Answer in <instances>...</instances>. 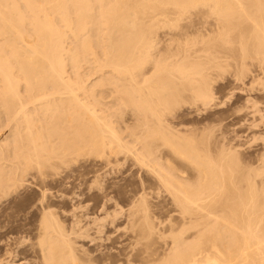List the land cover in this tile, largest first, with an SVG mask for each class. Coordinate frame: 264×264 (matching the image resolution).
Returning a JSON list of instances; mask_svg holds the SVG:
<instances>
[{"label":"bare ground","instance_id":"obj_1","mask_svg":"<svg viewBox=\"0 0 264 264\" xmlns=\"http://www.w3.org/2000/svg\"><path fill=\"white\" fill-rule=\"evenodd\" d=\"M159 35H162V40L166 37L168 38L167 40L161 41ZM173 41L176 42L177 45V48L173 47V51L174 49H183L186 51L185 49L188 50L190 49L189 47H195L196 45L202 46L203 50L206 52L210 51L209 54L211 51L214 50V52H216L218 48L223 47L225 49L239 47L241 50H245L244 52L248 49L254 52V55H257L261 62L263 61L264 63V0H0V114L5 116L6 121L16 125L15 128L18 127L20 129V126L24 124L22 129H16L18 130V134L15 135L17 138L14 136V139L16 138L17 140H13V143L11 142V147H13L11 156L14 161L10 168L12 174H7L5 172L3 174V170L0 168V217L2 219L0 221H3V225L0 223V246H2L4 242L7 243V239H9L11 244H5V246H7V248L8 246L10 247L14 244L12 236L22 233L28 234L30 232L32 236L28 235L33 238L32 242L34 241L33 244L31 243L30 247H27L29 248L28 250L33 253V255L30 254L33 256L32 260H28V258L25 259L24 257L20 258L18 261L13 260V256L16 254L25 255L27 249H23V247L19 249V245H17L18 249L15 251H19L17 253L15 252L16 254L14 251L12 252L13 248H11V250L8 248L5 249L3 253L1 252L0 264H14L20 261H25L24 264L94 263L92 260L90 263L88 261L89 257L87 258L86 255L85 257L88 260L82 256L83 254H79L73 246L74 244L71 243L72 239L70 240V238H68L70 236H66L67 234L72 235L71 231H69L67 227H61V225L65 223L62 221L63 217L61 219L63 224L61 221L59 222L58 218L64 214L61 213L59 217L57 216L58 210H60L61 207L58 205L60 209L56 208L57 202L54 203L56 200H53V197H55L52 194L53 190H51L50 187V190L45 188V185L48 184L49 186L47 178L49 177L48 174L54 171L52 168L58 169L59 167L57 166H59V163L63 162L66 158H72L69 161H75L79 156V159H81V156H84V154H90V157L91 154H94L96 157L108 160L112 155L116 158L117 154H126L128 152L129 148L127 149V146L122 143L123 139L119 136L122 132L121 129H119L121 132L118 133L119 131H116V126L111 122L114 120L115 124V122L118 121L116 118L118 115L115 117L117 120L113 119L114 115L113 117L111 116V121L109 120L111 118L108 119L103 115V113L106 112L104 111L105 107H108L107 104H103L100 100L104 99L102 96L104 93L107 94H105V98L116 95V97L113 96L116 98L114 99L116 100L115 103L117 102L115 106L123 107V111L131 107L132 110H136L137 115H140V113L144 111L147 112V114H149L148 117L147 115L146 117L143 115L145 120L149 118V116L150 118H155V123L158 125L155 126V124H153L154 122L151 124L156 128H154V126H152L153 128L149 127L148 125L150 123L148 121H146L148 125L142 123V118L140 120V117L135 122L136 127L142 129L144 140L147 138L153 139L152 142L145 145L146 152L149 155L153 154L152 152L155 151L154 147L152 148L154 150L152 152L150 151L151 145L166 150L165 158L164 153H162L163 155L160 154V157L163 156L161 159L164 158L163 161L165 162H161L163 165L158 167L157 165L159 163H157L156 167L158 173L156 170L153 172L154 174H158H156V176L158 181L161 182L165 188L163 190H166L167 193L170 194L171 197L169 198L173 199L179 211V217H176L178 220L174 217L176 221L175 224L167 222L168 226L170 224L169 231L166 230L167 232L165 231L166 234L164 232V236L169 232V239H167L169 242L167 245L165 244L166 242H164V244L160 242L162 245L167 246H165V250L163 248L164 246L161 248V246H159L161 244H157L160 249L164 250L162 255H159L160 251L158 252V250L154 249L158 252L157 254V252L152 249L154 245L151 243L150 245H153L150 246L152 250L149 246L145 248L144 252L140 250L144 254L143 257L139 255L140 258L137 259L136 256L138 255L136 254L140 251H138L139 249H135L138 251L137 253H135V250V252L133 251L135 254V256H133L137 259H135L137 262H131L128 259L122 261L121 258V263L119 259H117L118 264H264V174L257 172V169L255 170V172H257L256 174L239 173L237 169L243 164L239 162L240 166L238 165L239 160L237 157V164H234L236 161L233 163V167L235 168H232L231 164L228 171H224L225 169L223 167L225 164H222L223 159L219 157L217 161V157L214 156L213 158L211 156L210 150H207V148H200L201 146L199 147V145H201V143H198L199 145L195 143L197 140L194 142V140L192 141L185 136H177V132L178 134L182 132L180 133L176 131V129L174 133L168 132L167 129L164 130L162 128L163 131L160 129L162 127H160L161 118L159 117V113L155 111L159 108L157 105L160 106L166 104L169 100L171 101L172 99L182 97L185 92L194 94L196 97L202 99V101H207L212 97L208 89L197 86L198 83L200 85L203 73L202 69L205 70L206 68L200 69L199 67H203L205 63L202 62L203 65L193 63V54H191L192 52L190 53L189 50L185 53L183 51L181 54L177 51L173 53L172 49L169 48L171 45L174 46ZM68 42L69 44H67ZM164 45L166 46L165 49L159 48ZM197 49L198 47L196 51H198ZM219 52L222 51L220 50ZM196 54L197 57L203 55H201L200 52L199 55L198 52H194L195 56L193 55V58L196 57ZM213 54L215 56V53H212V55ZM202 58L201 61L203 60ZM210 60L212 59L210 58ZM217 61L214 62L216 65ZM206 63L208 62L206 61ZM83 65H87L90 69H88V71L87 69L82 70L84 69ZM216 65H214V67ZM209 66H211V64ZM209 69L211 70L212 68ZM81 70L87 71V73L83 74ZM95 75L97 77L101 75V77L99 76L100 79L98 82L93 83L90 78L95 77ZM208 75L207 73L206 77ZM203 76H205V74ZM89 80H91L92 83H87ZM104 86H109L110 90H107V92L101 91L102 94L100 92L96 93V91H99V88L102 89ZM152 96H155L153 97L155 98L154 102ZM104 100L106 101V99ZM178 101L180 102V100ZM197 101L199 100H196V102ZM112 102L111 105L114 106V102ZM169 102L167 103L168 106H170ZM175 103L177 102L174 101V105ZM100 105L104 109H102V107V110L100 108L98 109ZM168 106L162 107L165 109L168 108ZM110 109L107 110L109 116L112 114L109 112ZM113 109L114 107L112 110ZM132 110H130V112ZM174 110L175 109H173V111ZM38 111H41L44 115H47L48 112L54 115L57 113V119L61 120V126L58 122L60 127L58 124H55L58 120L54 124L59 127L61 131H66L65 135L59 138L63 133L59 130L61 135L52 133L57 136L56 139L59 138L61 143L65 145V147L63 145L64 148L59 152L60 157L57 156L58 151H55L60 146L57 148H55V146L53 150V141L50 140L54 135L49 132L52 136L47 137L45 135V137L35 128L36 123L33 121L36 120H32L33 118L31 115L33 113L35 114V112L38 113ZM120 112L122 111L119 107V113ZM127 112H129V109ZM41 113L39 114L41 115ZM125 113L123 114L125 115ZM131 114L133 116V113ZM48 115L53 118L51 114ZM124 115H122V118ZM161 115L160 113V116ZM55 118L56 117L53 119ZM135 118H133V120ZM53 119H51V121ZM129 119L128 121H130V124H133L131 123L132 117ZM122 120L124 121V119ZM43 121L45 120L43 119ZM122 123L125 124V122ZM163 123L164 121L162 124ZM48 124H46V127L44 124L42 128L49 129V126H47ZM54 124L51 126L54 127ZM165 125L167 124L165 123ZM56 126L53 129L52 127L50 128L54 130ZM5 127H7L6 124ZM37 127L39 128V126ZM119 127H121L120 124ZM130 127H132V125ZM42 128H39V130ZM170 129L171 128H169V131ZM171 130H173V128ZM128 131L130 132L131 130H126V134ZM59 132L56 133L60 134ZM124 132L123 134L125 135ZM46 134L48 135V132ZM129 134H131V132ZM182 135H184V133H182ZM185 135L189 137L188 134L185 133ZM191 135L194 136L193 134ZM54 138L55 137H53L52 140H54ZM195 138L197 139V137ZM205 144L206 143H204V147H206L208 143ZM8 149V146L6 148H0V155L7 153L9 151ZM233 149L234 147H232V150ZM220 151L223 152L221 149ZM225 153H227V151ZM227 154H229V151ZM130 155H132V153ZM139 155L143 156L145 154ZM142 156L139 158L142 159ZM160 157L158 158L159 160ZM227 157H229V155ZM8 158H10V156ZM143 158H145V156ZM229 160L231 161V159ZM65 161L68 162L67 160ZM76 162L77 161H75V163ZM65 163L63 165H67ZM262 165L261 168L264 170V166ZM0 166L3 165L1 164ZM48 169H52V171L49 170V172H47ZM76 176L75 178L72 176V179H76ZM52 177H49L48 180H55V178H58L56 173L54 174V178ZM60 179H62V177L57 180ZM153 181L155 182V180ZM50 182V184L53 183V181ZM159 182L156 184H159ZM29 187L31 188L30 190H33V193L34 191L38 192L36 196L39 194V196H37L39 197L37 198L39 204H37V200H33L37 201L35 202L37 206L34 204L33 206L36 207H30L31 209L28 208L29 210L27 209L28 211L26 214L24 213V216L22 214L20 215V218L21 216L24 217H22L23 222L26 223L24 225H27V227L23 226V224L21 226H16V224H21L19 222L20 218L12 214V206H10L12 207L11 210L7 206H9V204L12 205L18 195H22L26 192L24 195L26 196V194L29 193V191L27 192V188L29 189ZM159 187L161 188V186ZM17 190L21 191L18 192ZM66 196L69 197L71 195ZM62 197L59 198L62 199ZM143 197L145 198V195ZM171 199L169 201H171ZM64 201L68 200L65 199ZM132 201L133 200H131V202ZM145 202H143V207H145ZM31 203L33 202L31 201ZM175 204H173V207ZM13 206L15 208L16 205L13 204ZM140 206L142 207V204ZM18 207L20 206H16L17 209ZM16 208L14 210H16ZM133 208H135V206ZM139 210V212L143 211V209L141 210L140 208ZM171 212H176L174 214H177V211L172 210ZM129 213L131 212L129 211ZM147 214L149 213H146V215ZM171 214L170 216L173 215ZM142 216L143 215H140L139 218ZM16 218H19V223H15L17 220ZM169 218L168 220H170ZM172 219L171 221L175 222ZM101 220H103V218ZM150 220L152 221V219ZM77 222L78 221H76V223ZM129 222H127L128 225L130 224ZM142 224L143 226L140 225V228L138 227V233H135L138 236L143 232L150 233V229H152L150 228L151 226L149 227L148 225L146 216ZM149 224H151V222ZM133 225L130 228L131 230L134 227ZM66 228L70 233L66 231L67 234H65L64 229L67 230ZM153 229L156 231L155 227ZM78 231L80 230L76 232ZM135 234L133 236H135ZM159 234L155 233L154 235L158 236ZM20 237H18V239ZM23 238L22 243L25 241H23ZM130 239H132V237ZM73 240L72 242L75 241ZM135 240L133 239V242ZM99 241L103 243V240L100 239ZM141 241L144 242L143 240ZM159 241H163V239ZM142 242L141 245H143ZM146 243H149L148 240ZM146 243L144 245L147 247ZM1 248L0 250H3ZM81 251H83V249ZM81 253L86 254L84 251ZM123 256L126 257L127 255ZM105 260L108 261V263L111 261L107 260V258ZM103 262L105 263V261L101 263ZM111 263L116 264L114 262Z\"/></svg>","mask_w":264,"mask_h":264},{"label":"rangeland","instance_id":"obj_2","mask_svg":"<svg viewBox=\"0 0 264 264\" xmlns=\"http://www.w3.org/2000/svg\"><path fill=\"white\" fill-rule=\"evenodd\" d=\"M159 37H161V38H159L161 41L167 40V38H168V37H166V38L163 37L164 39L162 40V35H159ZM173 43H174V46L171 45L169 47L170 49H172V51H173V47L177 48L176 42L173 41ZM67 44H69V42ZM165 47L166 46L164 45L163 47H159V48L165 49ZM195 47L196 48L198 47V49H197L198 51H196ZM195 47H189L190 49L192 48L194 50L193 51L191 49L192 50L191 51L190 49H188L189 52L190 53L192 52L191 54H193V55H194V52L195 53L198 52V55H199V52H200L201 55L203 54L202 55L203 58H202V56L201 57L200 56L197 57V54H196L197 59H196V57H194L195 58L194 59L193 55H192V59H193L192 62L193 63H199V64H202V62L205 63V65L202 64L203 67H199L200 69L206 67L205 70L202 69L203 70L202 78H201L202 82L200 81V85L198 83L197 86H201V87H204V88L208 89L212 97H210L208 99L209 101L207 100L208 101L207 102L206 100L202 101V99H200L199 97H196L192 93L185 92L184 93L185 95L183 94L182 97L172 99L171 101L169 100L171 102L170 103L168 101L170 106L167 105L168 102H166V104L160 105L161 107L159 105H157V107H159V108H157L155 111L159 113V117L161 118L160 127L162 126L161 128L160 127H158V128H160V129L163 128L164 130L167 129L168 132H173V133H174V130L176 129V131H179L180 133L181 132L184 133V135H182V133L178 134V132H177V136H185L186 138H188V139H190L192 141L194 140V142L197 140L195 143L196 144H198V143L200 144L201 143V145L198 144L199 147L201 146L200 148H203V149L207 148V150L211 151V156L213 158H214V156L217 157L216 160L218 161L219 157H220V159H223L222 160V164L223 165L224 164L225 165L228 164L226 166L224 165V167H223L225 169L224 171H226V170L228 171V168L231 167V164H232V168H235L233 166H234V164H237V161L239 160L238 161V165H239V162H240V164H243L241 166L239 165L241 167V169H240V167L237 169V171L239 173L242 172V173L256 174L257 172H261V174H264V170H262V168H261V165L264 164V157H262V156H264V154H263L264 153V74H263L264 73V63H263V61L261 62L259 57H257V55H254L255 53L252 52L251 50L246 49V52H244L245 50L243 51L239 47L238 48L237 47H235V48H226V49L224 47L223 48H218L217 51L215 50L216 52H214V50H213V51H211L210 54H209L210 51L209 52L204 51L203 47L200 46V45L199 46L196 45ZM180 50H181V52H180ZM185 50L188 51L187 49H185ZM220 50L222 52H219ZM247 50H248V52H247ZM169 51H171V50H169ZM175 51H177V52H179V54H181L184 50L183 49H174L173 53H176ZM186 51H184V53ZM203 51H204V53H207V54H204ZM239 52H240V56H239ZM249 52L250 53L252 52L251 53L252 56L250 55ZM212 53H215V56H214V54L212 55ZM244 53H246V54H244ZM168 54H171V53H168ZM217 55H218V57H217ZM245 56H247V57H245ZM201 58L203 59L202 61H201ZM210 58L212 60H210ZM215 58H216V60H215ZM235 58H236V60H235ZM224 59H227V60H224ZM233 59L235 60L236 63L234 62ZM195 60L196 61L200 60V61L196 62ZM217 60L219 62H221V63H219ZM206 61L208 63H206ZM215 61H217L216 62L217 65L214 63ZM209 63L211 64V66H209L210 65ZM261 63H263V64H261ZM212 64H213V66H212ZM206 65H208V66H206ZM214 65H216V66L214 67ZM85 66H86V68H85ZM83 67H84V69H82V70L87 69V71H88V69H90L87 65H83ZM209 68H212V69L210 70ZM208 69L211 72H209ZM216 69H217V71H216ZM82 70H81V72L83 74L87 73V71H82ZM205 72H207L209 74L208 75L209 77L208 76L206 77L207 73H205ZM204 74H205V76H203ZM96 75H98V74H96ZM96 75H95V77H92L93 79L89 77L92 80L93 83L94 82H98L99 79H100L99 76L101 77V75H99L98 77ZM252 76H253V78H252ZM91 80H89L87 83L91 82ZM105 88H106V90H105ZM98 90L99 91H96V93L100 92L102 94L101 91L107 92V90H110V87L109 86H106V87L104 86V88L102 87V89L99 88ZM105 94L106 93H104L102 96H103L104 99H106V101L104 99H100V100H101V102L103 104H107L108 107H105V105H104V107H105V109H104L102 107L103 106V104H102V106L100 105L98 107V109L99 108L101 109V107H102V109H104V111H106L105 112L106 114L103 113V115L106 116L108 119L111 118V116L113 117V115H114L113 119H115V120L118 119V121H116L115 124H114V120H112V118L109 119V120L110 121L112 120L111 122H113V125L116 126L115 127L116 131L117 130L119 131V129H121L122 132L121 131L118 132V133L121 132L119 136H121L120 138L123 139L122 143L127 146V149L129 148L127 153L128 154L132 153V155L129 154V156H128L127 153L126 154H123V153L117 154L116 155L117 159L112 155L109 158L110 160H112V161H110L109 159L107 160L105 158L96 157L94 154L93 155L91 154V157L89 156L90 154H84V156L82 155L83 157L81 156V159H79L80 158V156H79L77 158V160H75V161H77L76 163H75V161H69L72 158H66V159H64L63 162L59 163V166H57V167H59L58 169L57 168H55V169L52 168L54 171H52V169H48L47 170V172H49V170L52 171V172L50 171L51 173H49L51 175L48 174V176L50 178L52 176H53L52 178H54V174L55 173H56L58 178H55V180L54 179L53 180L52 179L48 180V178H49L48 177L47 178V183H49V186H48V184L47 185L44 184V185L46 186L45 188L49 189V187H50V189L53 190L52 191L53 193L52 192L51 193L53 194V196H55V197H53L54 198L53 200H56L54 203L57 202L56 208L60 209V207H61V209H60L61 211L58 210V215H57L59 217L61 215V213L64 214L63 216L61 215L58 218L59 222H60L62 217H63L62 221L65 224H63L62 221H61V223L63 224V225H61V227H63V228L67 227L69 229V231H71V234H72V235L67 234V233H70V232L66 228L67 230L64 229L65 234H67L66 236L68 237V235H69L70 237H68V238H70V240L71 239L75 240V241L73 240L75 243L72 242V240H71V243L74 244L73 246L79 252V254H81V255L83 254L82 256L85 259H87L89 257V260L88 259L87 260L90 263L92 261H94V263L92 262L91 264H105V263L106 264H113L111 262H114V263L118 264L117 259H119V262H120L121 258H122V261H125V260L128 259L131 262L132 261L137 262L136 260L138 258H140V256L143 257L144 254L142 252H144L145 248H148V246L150 248V246L154 245V248H152V247L151 248L153 250L154 249L158 250V252L160 251L161 253L159 252V255H162L164 253V250L167 247L166 245L169 242V240L167 241V239H169V235H168L169 232L167 233L166 236H164V235L166 234L167 231H169L168 229H169L170 224H172V223L175 224L176 223L175 219L178 220V218H176V217H179V213H178L179 211H178V207L174 203L173 199L169 198V197H171L170 194L167 193L166 190H163L165 188L163 187L161 182L158 181V178L156 176V174L158 173L157 167L163 165L161 162H163V163L165 162L163 160H164V158L166 156V150H164V148H156L155 146L151 145L150 151L152 152L155 149V151H153L152 153L155 154V155L157 154V155L156 156L153 155V154H151L152 156L149 155L146 152L145 145L147 143L152 142L153 139L152 138H147L146 140H144V133H142V129L140 127H136V123L135 122H136V120L139 117H140L139 118L140 120L142 118V121H141L142 123L148 125V122H149L150 123L148 125L149 127L154 126L153 124H155V126L158 125L157 123H155L156 122L155 118L154 117L150 118V116H149V118H146V120H145V118H143V115H144V117H146V115L148 117L149 114H147V112H145V111L142 112V113L138 112V113H140V115L139 114L137 115L136 110L133 109L134 110L133 111L131 107L124 109V111L126 112L125 113L123 111V107L117 106V105L115 106V104H117V102L115 103L116 100H114V99H116V98H114L113 96L116 97V95H113V96H111L109 98H105L106 95H107V94L106 95ZM153 97H155V96H152V100L154 102L155 98H153ZM194 97H195V99H194ZM111 98H112V101L114 100L113 101L114 102V104H113L114 106L111 105V102H112ZM178 100H180L181 103ZM196 100H199V101L196 102ZM174 101L177 102V103H175V105H174ZM153 104H155V103H153ZM176 104H177V106H176ZM181 104H183V105H181ZM162 106L163 107L164 106H166V107L168 106V108L164 109ZM113 107H114V109L112 110ZM119 107H120V110L122 111V112H120L121 115L119 113ZM109 109H110L109 112L112 113L110 116H109V113L107 111ZM128 109H129V112H127ZM173 109H175V110L173 111ZM130 110H132L133 112L132 111L130 112ZM161 110H162V112H161ZM104 111H102V112H104ZM135 112H136V114L134 115ZM39 113H41V111L40 112L38 111V113L35 112V114L33 113L32 115H34L35 117L31 115V117L33 118L32 120H34V119L36 120V121H33V122L36 123L35 128H36V130L38 129L37 131H40L44 136L46 135L47 137L48 136H52L54 134L61 135V132H63L64 134L62 133V135L59 136V138H62L65 135L66 131H61L60 128H59L61 126V120L57 119V117H58L56 115L57 113H55L56 116L54 114L50 113V112H48L47 115L46 114L44 115L42 113L40 115ZM123 113H125V115ZM131 113H133V116H132ZM160 113L162 114L161 116H160ZM163 113H164V116H163ZM48 114H51V116L53 118L54 117H56V118L53 119ZM122 115H124L123 118H122ZM45 116H47V117H45ZM131 117H132L131 123H133V124H130V121H128V119L131 118ZM39 118L40 119L43 118L45 121H43V119L40 120ZM120 118L124 119V121L122 119H120ZM133 118H135V119L133 120ZM51 119H53L55 121H53V120L51 121ZM149 119H152V120H149ZM37 120H38V122H37ZM119 120H120V122H119ZM56 121H57V123H55ZM146 121H148V122H146ZM163 121H164L163 124L165 125V123H166L167 125L164 126L162 124ZM39 122H41V123H39ZM43 122H45V123H43ZM51 122H53V123H51ZM58 122H59L60 126H59ZM118 122H119L121 127H119ZM122 122H125V124H123ZM38 123H39V125H38ZM48 123H50V124H48ZM54 123L56 125L58 124L59 127H57ZM151 123H153V124H151ZM5 124H6L7 127H5ZM44 124H45V127H46V124H48L47 126H49L48 127L49 129H47V128L44 129V127L42 128V126ZM53 124H54V127L56 126V128H57V129L55 128L56 131H55V129L52 130L54 127L51 126V125H53ZM129 124H130V126L132 125L133 128L130 127ZM12 125H13V123H9L8 121H6L5 116L3 114H0V148H6L7 146L9 147V149H8L9 153L7 152V153H4L3 155H0V158H1L0 159L1 160L0 161V165L1 164L3 165V166H0V168L3 170V174H4V172L7 173V174H12V172H11L12 170H10V168L13 165L14 161L12 160V156H11L12 155V151H13L12 150L13 147H11V146H12L13 140H17L16 139L17 137L15 135L18 134V130H16V129H19L18 127L15 128L16 125H13L14 127ZM125 125L126 126L128 125V126L126 127ZM10 126L12 127V129H11ZM23 126H24V124H22V126H20V129H22ZM37 126H39V128H42V129L39 130V128ZM122 126H125V127H122ZM155 126H154V128H156ZM9 127H10V131H9ZM50 127H52V129ZM169 128H171V129L173 128V130L170 129V131H169ZM135 129H136V131H135ZM163 129H162V131H163ZM48 130H50V131H48ZM58 130L61 131V132H59ZM126 130H131L130 131L131 134H129L130 133L129 131L126 134ZM12 131H14V132H12ZM176 131H175V135H176ZM47 132H48V135L46 134ZM49 132L51 134L52 133H54V134L51 135ZM56 132H59L60 134H58ZM123 132L127 136H125L123 134ZM185 133L188 134L189 137L187 135H185ZM10 134L12 135L13 138L11 137ZM132 134H134V135H132ZM191 134H193L195 137H197V139L194 136H192ZM14 136L16 137L15 139H14ZM134 136H136V137H134ZM53 137H55L54 140H56V141L52 140ZM56 137L57 136L54 135V136H52L50 138V140L53 141L52 142L53 150L60 146L59 148H57L55 150V151H58L57 152V156L60 157L59 152L65 147V145L63 143H61L59 138H57L58 139L57 140ZM124 137H126V138L128 137V138L126 139ZM132 140H134V141H132ZM6 141H7V143H6ZM44 141H45V138H44ZM58 141H60V142H58ZM9 142H10V144H9ZM125 142L126 143L128 142V143L126 144ZM129 142H131V143H129ZM204 143H206V144L208 143L207 144L208 146L205 144L206 147H204ZM56 144H58V145H56ZM63 145H64V147H63ZM153 147H154V149H152ZM232 147H234L233 150H232ZM157 149H160V150H157ZM220 149L223 150V152L220 151ZM134 151H137V152H134ZM224 151L225 152L227 151V153L229 151V154L225 153ZM140 152H142V153H140ZM138 153L139 154H145V155L142 156V155H139ZM162 153L165 154L163 159H161L163 157ZM160 154H162L161 155L162 157H160ZM231 154H232V156H231ZM228 155H229L230 158L227 157ZM9 156H10V158H8ZM141 156H142V159L139 158ZM144 156H145V158L147 157L146 158L147 162H152V163H147L145 161V158H143ZM158 156L160 157V160L158 159L159 158ZM236 157L238 158V160H236ZM96 158H97V160H96ZM83 159L84 160L87 159V160L84 161ZM137 159H138V161H137ZM229 159H231V161ZM65 160H67L70 163L66 162ZM154 160L155 161L159 160V161L155 162ZM235 161H236V163H234ZM64 163L67 164V165H63ZM143 163H144V165H143ZM157 163H159V164L157 165ZM147 164H148V166H147ZM153 164H154V166H153ZM68 165H70V166H68ZM151 165H152V167H151ZM156 165H157V167H156ZM246 165H248V166H246ZM262 166H264V165H262ZM4 167H6V168H4ZM146 167L149 168V169H147ZM248 168H251V169H248ZM150 169L152 170V172H151ZM58 170H60V171H58ZM155 170L157 172L156 174H154ZM229 170H232V169H229ZM255 170L257 172H255ZM53 172H54V174H53ZM77 172H78V174H77ZM72 176L74 178L76 176L78 179L77 178L76 179H72ZM61 177H62V179L57 180V179H59ZM67 177H68V180H67ZM69 177H70V179H69ZM152 179L155 180V182ZM50 181H53V183L50 184L51 183ZM70 181H76V182H70ZM158 182H159L160 185L156 184ZM23 185H24V183H23ZM25 185H26V183H25ZM159 186H161V188ZM30 189H31L30 187H29V189L27 188V192L29 191L30 194L28 193V194H26V196H24L26 192L24 194H22L26 198H24L20 194L21 196L18 195V197L15 198L16 202H15V200L13 201L14 202L13 204H15L16 206H20V207H18L19 211L16 208V206H15V208H16L17 211L14 210L15 208H14L12 203H11L12 205L9 204V206H7L10 210L13 207V210L16 211V212H14L13 210H11L12 214L13 215L15 214L14 216H17V217L19 216V218H20L21 214L23 216L26 214V212L29 210L28 208H30V207L32 208V207H36L37 206L35 204V202L38 201L37 204H39V200L37 199V198H39V197H37V196H39V194L36 196V194L38 192L34 191V193H33V190H30ZM17 191L19 192L21 190H17ZM31 193L34 194V197H33V194H31ZM54 193H55V195H54ZM60 193H61V196H60ZM166 193H167L168 196L166 195ZM63 194H64V196H63ZM142 194L145 195V198L143 197L144 195H142ZM29 195H30V200H29ZM66 195H71V196L67 197ZM138 195L139 196L141 195V196L139 197ZM161 195H163V196H161ZM19 197H21V198H19ZM59 197H62V199L59 198ZM138 197H139V200H138ZM146 197H147V199H146ZM141 198L143 199V201H142ZM65 199L68 200V201H64ZM144 199H145L146 202L144 201ZM170 199L173 202L169 201ZM33 200H37V201H33ZM131 200H133V201L131 202ZM136 200H137V202H136ZM31 201L33 203H31ZM63 202L65 203V205H64ZM143 202H145V207H143L144 206ZM27 204H29V205H27ZM34 204L36 206H33ZM141 204H142V207L140 206ZM173 204H175L176 207L175 206L173 207ZM58 205L60 207H58ZM114 205H117V206H114ZM133 205L135 206V208H133L134 207ZM137 205H139V206H137ZM10 206H12V207H10ZM146 207H148V208H146ZM8 208H6V209H8ZM139 208L141 210L143 209V211L139 212L140 211ZM129 209H131V210H129ZM135 209H137V210H135ZM147 209H148V211H147ZM22 210H23V213H22ZM56 210H55V212H56ZM133 210H135V211H133ZM172 210L173 211H177L178 216H177V214H174L176 212H174V213L171 212ZM129 211L131 213H129ZM94 212H96V213H94ZM17 213H19V214H17ZM116 213H118V214H116ZM128 213H129V216H128ZM139 213H142V214H139ZM146 213H149V214H147L149 216H147ZM170 214L173 217L170 216ZM117 215H119V216H117ZM140 215H143L144 217L146 216V220L148 222V225H149V227L151 226L150 228H152V229H150V233L151 234L149 232H143L142 234H140L142 239H141L140 236L135 234V233H138L137 232L138 227L140 228V225L143 226L142 223H143L144 217L142 216L141 218H139ZM23 216H21L20 221H19V218H16L17 220H16L15 223H19V222L21 223V224H16V226L17 225L21 226L23 224V226L27 227V225H24L26 223L23 222V218H24ZM135 216L141 220V223H140V220L137 219ZM112 217H113V219H112ZM169 217H171V218H169ZM174 217H175V219H174ZM102 218H103V220H101ZM133 218H134V220H133ZM168 218L170 220H168ZM129 219L132 220V221H130ZM150 219H152V221ZM166 219H167V221H166ZM171 219L173 221H175V222H172ZM0 220H2L1 217H0ZM76 221H78V222L80 221L79 224H78V222L76 223ZM2 222L3 221H0V223L3 225ZM127 222H129L130 224L128 225ZM150 222H151L152 225L149 224ZM167 222L170 223L169 226H168ZM70 224H72V225H70ZM132 225L135 227V228L133 227L134 230L130 229L132 227ZM153 226L155 227L156 231H154V229H153L154 227ZM165 226H167V227H165ZM123 227H124V229H123ZM162 227H165V228H162ZM77 230H80V231L76 232ZM135 230H136V232H135ZM66 231H67V233H66ZM116 231H117V233H116ZM153 231H154V233H153ZM164 232H165V234H164ZM132 233H133V235L135 234V236H133ZM144 233H145V235H144ZM148 233H149V235H148ZM155 233L156 234L160 233L159 234L160 236L159 235L158 236L154 235ZM25 234L26 233H24V234L22 233V234H18V235L12 236L13 239H14L13 240L14 244H12L10 247L8 246V248L10 250H11V248L14 249V250L12 249V252L14 251V253H15L16 252L15 250H17L18 248L22 249V247H23V249H26L27 247L31 246V243L33 244L34 241L32 242L33 238H31V236H32L31 233L30 232L28 233L31 236H29L28 234H26V236H25ZM146 234H147V236H146ZM104 236H106V237H104ZM18 237H20L19 239H21V240H19ZM27 237H29V238H27ZM131 237H132V239H130ZM151 237H153V238H151ZM15 238H16V242H15ZM22 238H23V241L25 240L26 242L24 241L22 243ZM30 238H31V240H30ZM26 239H28V240H26ZM100 239L103 240V243H102V241L101 242L99 241ZM133 239L134 240L136 239L134 241L136 243L133 242ZM154 239H155V242L156 241H158V242L155 243ZM162 239H163V241H159V240H162ZM7 240H8L7 243L4 242L3 245L0 246V248L2 247L1 249H3V250H0V254H2L5 249H8L7 246H5V244H7V245L11 244L10 243L11 241L9 239H7ZM141 240H143L145 243L148 240L149 243H146L147 247L144 245L145 243L142 242ZM17 241L18 242L21 241V242L18 243ZM141 242L143 243L144 246L141 245ZM160 242H162L163 244H164V242H166L165 243L166 245H162V243H160ZM28 243H29V246H28ZM151 243L153 245H150ZM158 243H160L161 245H159ZM26 244H27V246H26ZM155 244L156 245L158 244L159 246H161V248H162V246H164L163 247L164 250L160 249V247L158 245L156 246ZM17 245H19L18 248H17ZM136 247H139V248H136ZM28 249L29 248L26 249L25 255L16 254L19 251L18 250L15 253L16 255L13 256V260L18 261V260H20V258H23V257L25 259L28 258V260H32L33 256H31L30 254L33 255V253L31 251H29ZM82 249H83V251L86 254L81 253V252H83V251H81ZM135 249H137V250L139 249L138 251L141 250L142 252L140 251L141 253L140 252L137 253L138 251L135 250ZM156 250H154V251H156ZM133 251L135 253H137L136 254V255H138V256H136L137 259L134 257L135 254H134ZM29 252H31V253H29ZM158 252H157V254H158ZM85 255H86L87 258L85 257ZM123 255H125V256L127 255V256L124 257ZM130 256L131 257L133 256L134 258L133 257L131 258ZM29 257H30V259H29ZM106 258L109 261L111 260L110 263H108V261L105 260ZM102 261H105V263L104 262L101 263ZM24 263H25V261H20L19 263L15 262L14 264H24Z\"/></svg>","mask_w":264,"mask_h":264}]
</instances>
